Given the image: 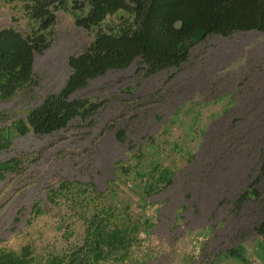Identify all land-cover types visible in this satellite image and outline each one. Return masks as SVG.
<instances>
[{
    "label": "rangeland",
    "instance_id": "rangeland-1",
    "mask_svg": "<svg viewBox=\"0 0 264 264\" xmlns=\"http://www.w3.org/2000/svg\"><path fill=\"white\" fill-rule=\"evenodd\" d=\"M56 16L50 45L34 55L35 82L0 98V164L10 162L0 171V252L29 245L31 264H45L72 244L46 201L49 187L69 179L92 182L150 222L129 261L104 264H264L253 229L264 219V31L208 35L177 68L152 74L136 58L74 91L99 105L88 121L20 134L13 122L63 88L68 57L93 37L69 12ZM4 27L27 33L28 23L0 3ZM153 164L168 168L171 182L145 196L143 171ZM250 184L256 195L240 199ZM236 246L244 262L226 254Z\"/></svg>",
    "mask_w": 264,
    "mask_h": 264
},
{
    "label": "trees",
    "instance_id": "trees-1",
    "mask_svg": "<svg viewBox=\"0 0 264 264\" xmlns=\"http://www.w3.org/2000/svg\"><path fill=\"white\" fill-rule=\"evenodd\" d=\"M22 12L27 33L0 28V98H9L35 82L34 55L51 43L56 12H69L77 26L93 31L90 42L68 57L69 75L63 88L47 95L27 111L25 119L13 122L20 134L32 131L49 134L62 129L74 118L88 121L97 111L96 101L71 95L110 69L127 67L138 58L145 74L177 68L191 48L208 35L228 36L239 31H264V0H0ZM121 133H117L119 136ZM7 144L0 139V148ZM10 168L1 163L0 171ZM264 170V156L261 161ZM145 196L161 191L171 182L168 168L153 164L143 171ZM255 184V183H253ZM248 185L240 199L256 195ZM48 205L64 228L63 237L72 243L49 255L45 264L126 263L140 244V233L150 228L147 219L133 217L131 206L112 201L108 191H98L92 182L63 179L48 188ZM35 213L41 211L36 205ZM81 225L78 235L74 225ZM262 236L264 219L254 225ZM32 250L22 246L18 252H0V264H31ZM245 261L243 248L226 253Z\"/></svg>",
    "mask_w": 264,
    "mask_h": 264
}]
</instances>
